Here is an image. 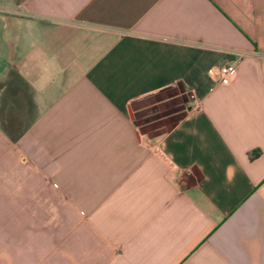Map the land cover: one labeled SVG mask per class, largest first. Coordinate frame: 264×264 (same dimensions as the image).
<instances>
[{
    "label": "crops",
    "instance_id": "obj_1",
    "mask_svg": "<svg viewBox=\"0 0 264 264\" xmlns=\"http://www.w3.org/2000/svg\"><path fill=\"white\" fill-rule=\"evenodd\" d=\"M0 264H264V0H0Z\"/></svg>",
    "mask_w": 264,
    "mask_h": 264
},
{
    "label": "built area",
    "instance_id": "obj_2",
    "mask_svg": "<svg viewBox=\"0 0 264 264\" xmlns=\"http://www.w3.org/2000/svg\"><path fill=\"white\" fill-rule=\"evenodd\" d=\"M241 57V54H236L230 61L220 65H212L207 70V76L213 83H227L231 80L234 70L235 61ZM189 97H192L190 94Z\"/></svg>",
    "mask_w": 264,
    "mask_h": 264
},
{
    "label": "rangeland",
    "instance_id": "obj_3",
    "mask_svg": "<svg viewBox=\"0 0 264 264\" xmlns=\"http://www.w3.org/2000/svg\"><path fill=\"white\" fill-rule=\"evenodd\" d=\"M180 92H181L180 87L176 85V86H172V87L168 88L167 90H165V92L163 94L166 97L174 95L175 97H177V101L179 103L182 101H187L188 95L186 93H180ZM170 121L171 120H169V123H171Z\"/></svg>",
    "mask_w": 264,
    "mask_h": 264
}]
</instances>
